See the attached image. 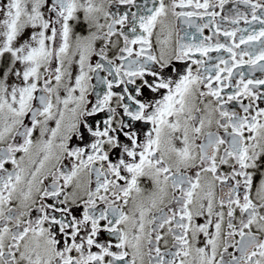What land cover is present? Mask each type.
<instances>
[{
  "label": "snow or ice",
  "instance_id": "obj_1",
  "mask_svg": "<svg viewBox=\"0 0 264 264\" xmlns=\"http://www.w3.org/2000/svg\"><path fill=\"white\" fill-rule=\"evenodd\" d=\"M0 264H264V0H0Z\"/></svg>",
  "mask_w": 264,
  "mask_h": 264
},
{
  "label": "flooded vegetation",
  "instance_id": "obj_2",
  "mask_svg": "<svg viewBox=\"0 0 264 264\" xmlns=\"http://www.w3.org/2000/svg\"><path fill=\"white\" fill-rule=\"evenodd\" d=\"M227 7H234V5H227L226 8H227ZM240 8H241V11L244 10L243 5H241ZM198 22H199V21H198ZM240 26H241V27L244 26V25H243V22H241V25H240ZM221 27H231V26L228 25L226 22H221ZM189 31H192V30H189ZM203 35H205V36H211V35H213V33L210 32L209 30L205 29ZM215 39H216V37L213 38V41H212L213 43L215 42ZM219 40H220V42H222V43L225 42V38H224L223 36H220V37H219ZM242 47H244V46H242ZM218 55H223L225 58H227V55H228V54H227V53H215V52H213V53H209V56L213 58L212 60H209V61H208L209 66H210L211 64H213V63L216 62L214 58H215L216 56H218ZM193 68H195V66H193ZM256 75H257V76H261L260 73H256ZM93 82H95V81H93ZM226 91H227V90H226ZM245 102H247V101H245Z\"/></svg>",
  "mask_w": 264,
  "mask_h": 264
}]
</instances>
